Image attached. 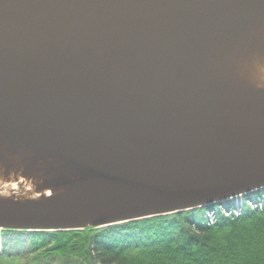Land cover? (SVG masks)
Instances as JSON below:
<instances>
[{
    "label": "water",
    "instance_id": "95a60500",
    "mask_svg": "<svg viewBox=\"0 0 264 264\" xmlns=\"http://www.w3.org/2000/svg\"><path fill=\"white\" fill-rule=\"evenodd\" d=\"M262 19L264 0H0V175L42 194L0 198V231L100 230L264 190Z\"/></svg>",
    "mask_w": 264,
    "mask_h": 264
},
{
    "label": "trees",
    "instance_id": "16d2710c",
    "mask_svg": "<svg viewBox=\"0 0 264 264\" xmlns=\"http://www.w3.org/2000/svg\"><path fill=\"white\" fill-rule=\"evenodd\" d=\"M264 264V190L172 216L63 233L0 231V264Z\"/></svg>",
    "mask_w": 264,
    "mask_h": 264
},
{
    "label": "bare ground",
    "instance_id": "6f19581e",
    "mask_svg": "<svg viewBox=\"0 0 264 264\" xmlns=\"http://www.w3.org/2000/svg\"><path fill=\"white\" fill-rule=\"evenodd\" d=\"M261 29L264 31V19L261 20L260 24L258 25L257 29ZM16 159H13L12 162H16ZM14 169L11 170L10 172L14 173L16 169H18L19 164H13ZM1 171V170H0ZM1 173V172H0ZM20 176V175H17ZM31 183L32 187L31 188H26L25 185L27 183ZM8 185V186H15L14 189L12 187H9V191L12 192L11 195L9 196H0V198H13V197H18V198H23V199H40L42 197V194L40 193H35L34 188L36 183L33 180H24L22 178H18L17 180H12V175L9 179L5 180L2 179L0 175V188H3V186ZM17 193H22L20 195H17Z\"/></svg>",
    "mask_w": 264,
    "mask_h": 264
},
{
    "label": "clouds",
    "instance_id": "9594fccd",
    "mask_svg": "<svg viewBox=\"0 0 264 264\" xmlns=\"http://www.w3.org/2000/svg\"><path fill=\"white\" fill-rule=\"evenodd\" d=\"M259 71H260L261 73H264V67H260V68H259ZM262 79H264V77H262ZM258 87H264V84H258ZM9 187H12V188L14 189L15 186H8V185H5V186H3V188H0V196H9V195H11L12 192H10V191L8 190ZM25 187H26V188H31L32 185H31V183L29 182V183H27V184L25 185ZM20 194H22V193H17V195H20Z\"/></svg>",
    "mask_w": 264,
    "mask_h": 264
},
{
    "label": "rangeland",
    "instance_id": "374dc122",
    "mask_svg": "<svg viewBox=\"0 0 264 264\" xmlns=\"http://www.w3.org/2000/svg\"><path fill=\"white\" fill-rule=\"evenodd\" d=\"M21 264H25V262L24 263L22 262Z\"/></svg>",
    "mask_w": 264,
    "mask_h": 264
}]
</instances>
